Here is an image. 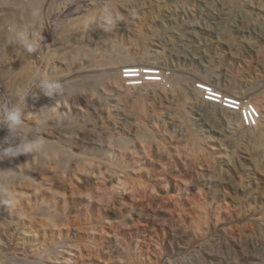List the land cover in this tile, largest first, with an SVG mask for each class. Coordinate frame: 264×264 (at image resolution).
I'll use <instances>...</instances> for the list:
<instances>
[{
	"label": "rangeland",
	"instance_id": "374dc122",
	"mask_svg": "<svg viewBox=\"0 0 264 264\" xmlns=\"http://www.w3.org/2000/svg\"><path fill=\"white\" fill-rule=\"evenodd\" d=\"M5 1L0 264H264V0ZM116 51L159 84L106 78ZM198 83L251 104L263 139Z\"/></svg>",
	"mask_w": 264,
	"mask_h": 264
},
{
	"label": "bare ground",
	"instance_id": "6f19581e",
	"mask_svg": "<svg viewBox=\"0 0 264 264\" xmlns=\"http://www.w3.org/2000/svg\"><path fill=\"white\" fill-rule=\"evenodd\" d=\"M1 1V0H0ZM3 1H5V0H3ZM38 1V0H37ZM7 2V0L5 1V3ZM52 2V1H51ZM54 2V1H53ZM4 3V4H5ZM8 3V2H7ZM22 3V2H21ZM25 3V2H24ZM39 3H41V2H39ZM11 5V4H10ZM17 5H18V3H17ZM29 6H30V4H29ZM59 6V5H58ZM5 7V6H4ZM27 7V6H26ZM27 9V8H26ZM23 10V9H22ZM28 10H31V9H28ZM37 10V9H36ZM34 11V10H33ZM13 12V11H12ZM16 12V11H15ZM41 12V11H40ZM26 14H27V11L25 12ZM34 13V12H33ZM42 13H43V11H42ZM21 14V13H20ZM29 14V13H28ZM4 15V14H3ZM16 15V14H15ZM33 15V14H32ZM104 15V14H103ZM102 15V16H103ZM6 16V15H5ZM24 16V15H23ZM25 17V16H24ZM31 17V16H30ZM27 18V17H26ZM32 18V17H31ZM7 20V19H6ZM31 20V19H30ZM8 25V24H7ZM1 27V26H0ZM7 27V26H6ZM18 27V26H17ZM76 27V26H75ZM81 27H83V26H81ZM80 27V28H81ZM85 27V26H84ZM83 27V28H84ZM10 28V27H9ZM79 28V29H80ZM44 29V28H43ZM77 29V28H76ZM73 30H75V29H73ZM84 30H86V29H84ZM83 30V31H84ZM12 31H14V30H11V32ZM17 31H19V30H16V32ZM11 32L10 33H8L7 34V38H5L4 40H5V45L4 46H6V45H8V42L9 41H11V43L12 42H18L19 41V37H20V35L19 34H21L20 33V31L16 34V32L14 33L15 35H12L11 34ZM71 32V31H70ZM73 32V31H72ZM75 32H78L77 30H75ZM81 32H82V30H81ZM23 33V32H22ZM25 33V32H24ZM86 33H87V31H86ZM73 34H74V32H73ZM78 34H79V32H78ZM88 34V33H87ZM23 35V34H22ZM44 35V34H43ZM15 36V37H14ZM72 34H71V37L70 38H72ZM82 36V37H81ZM77 37H79V39H74V37H73V39L75 40L74 42H76V40L78 41V40H81V41H83V40H85V38H86V34L85 33H83V34H81L80 36H77ZM81 37V38H80ZM91 37V36H90ZM22 38V37H21ZM23 38H24V35H23ZM67 38V37H66ZM72 39V40H73ZM88 39V38H87ZM3 40V39H2ZM70 42H71V39H68ZM21 41V40H20ZM23 41V40H22ZM66 42V41H65ZM77 43V42H76ZM75 43V45H77ZM18 44H19V42H18ZM69 44V43H68ZM17 45V44H16ZM73 45V44H72ZM80 45V44H79ZM86 45V44H85ZM10 46V45H9ZM67 46V45H66ZM66 48V47H65ZM76 48V47H75ZM65 50V49H64ZM79 50V49H78ZM83 50H85V49H83ZM93 50V49H92ZM96 50V49H95ZM118 50V49H117ZM120 50V49H119ZM86 51H88V50H86ZM23 52V51H22ZM78 52V51H77ZM77 52H76V54H77ZM91 52V51H90ZM55 53V52H54ZM86 53H88V52H86ZM95 53V51H93L92 52V55ZM57 54V53H56ZM115 55H117V56H115V58L112 56V58H114V60L116 59V57H117V61L119 60V63H122L121 65H120V67L118 68L117 67V65L116 64H118L119 65V63H115V65L114 66H112V62H113V60H112V62H111V65H109L110 63L107 61V59H101L100 58V56H99V58L100 59H98L97 60V62L99 63L98 64V66L99 65H102V67H103V65L105 66L106 64H107V62L109 63L108 65H106V70H109V71H111V73H109V74H107V72H106V74H105V76H106V78H108V79H111V80H113V79H115V77H117L118 76V74H119V72H120V79H119V81L121 82L122 80H121V71L125 68H127V70L126 71H124L125 73H130V75H128V77H132L131 79H128V80H126V82L125 81H122L123 83H127V82H129V83H132V84H134V83H141L140 85H142V84H144L145 82L144 81H149V83H151L150 81H152V82H155V84L156 85H158L159 83H157L156 81H158L157 79L158 78H156L157 77V74H156V72L155 71H153V72H151V71H149V70H142V68H140V69H137V68H133L132 66L133 65H135L136 64V62H138L137 60H135L136 59V56L137 55H135V54H129V53H124V52H120V51H118V53H117V51H116V53H114ZM119 54V55H118ZM28 55V54H27ZM27 55H26V57H27ZM58 55H60V54H58ZM54 56H55V54H54ZM93 56H95V55H93ZM138 57V56H137ZM59 58H61V56L59 57ZM58 58V59H59ZM105 58V57H104ZM111 58V59H112ZM57 59V60H58ZM62 59V58H61ZM61 59H59L60 60V62H61ZM92 59H95V58H93L92 57ZM109 59V58H108ZM139 59V58H138ZM19 60V59H18ZM26 60V59H25ZM27 60H28V57H27ZM56 60V59H55ZM104 60H106V61H104ZM52 61V60H51ZM62 61H63V59H62ZM64 61H65V59H64ZM92 61V60H91ZM60 62H58L59 63V65H60ZM96 62V61H95ZM96 62V63H97ZM10 63V62H9ZM66 63V62H65ZM94 63V62H93ZM96 63H94V64H96ZM20 65V64H19ZM52 65V64H51ZM58 65V64H57ZM62 65V64H61ZM50 66V65H49ZM109 66V68L107 69V67ZM20 67H22V69H23V73H24V70H29L28 68L26 69V65L24 64H22ZM20 67H18L19 69H20ZM96 67V66H95ZM128 67H132V68H130V69H128ZM17 68V69H18ZM50 68V67H49ZM98 68V67H97ZM97 68H95L94 70H95V72H96V70H97ZM99 68H101V67H99ZM104 68V67H103ZM16 69V68H15ZM18 69V70H19ZM54 69V68H53ZM58 69V68H57ZM89 69H91V67L89 68ZM92 69H93V67H92ZM91 69V70H92ZM102 69V68H101ZM84 69H82V72H84L83 71ZM86 70V69H85ZM94 70H93V72H94ZM99 70V69H98ZM97 70V71H98ZM129 70V71H128ZM22 71V70H21ZM58 72H54V75H56L57 76V74L59 73V75H60V73L62 72V74L60 75L61 77H63V75H64V77L63 78H66L65 76V74H67L68 72H64L63 73V70H60L61 72H59V70H57ZM75 71H77V70H75ZM103 71H105V68H104V70ZM102 71V72H103ZM15 72H17V71H15ZM15 72L13 71V73L15 74ZM32 72V71H31ZM70 72L71 71H69V73L68 74H70ZM86 73H87V70L85 71ZM90 72H92V71H90L89 70V73ZM99 72V71H98ZM101 72V73H102ZM124 72H122V73H124ZM12 73V74H13ZM55 73H57V74H55ZM76 73H78V71L76 72ZM75 73V74H76ZM17 74V73H16ZM71 74H73L72 72H71ZM80 74H81V72H80ZM94 74V73H93ZM103 74H104V72H103ZM25 75H28V73H26ZM24 75V76H25ZM82 75V74H81ZM92 75V74H91ZM98 75V74H97ZM117 75V76H116ZM160 75V74H159ZM15 76V75H14ZM60 76H59V78L57 77H55L56 79H58V80H62L61 78H60ZM93 76H96V75H93ZM101 76H102V74H101ZM105 76H103V78H105ZM49 77H51V76H49ZM68 77V76H67ZM73 77H74V75H73ZM68 78H71L70 76L68 77ZM67 78V79H68ZM79 78V77H78ZM85 78V77H84ZM25 79V78H24ZM24 79H22V80H24ZM49 79V78H48ZM53 79V78H52ZM93 79V78H92ZM91 79V80H92ZM178 79V78H177ZM70 80V79H69ZM68 80V81H69ZM79 80V79H78ZM80 80H81V78H80ZM83 80V79H82ZM94 80V79H93ZM125 80V79H124ZM65 81V80H64ZM67 81V80H66ZM86 81V80H85ZM143 81V82H142ZM161 81V80H160ZM81 82V81H80ZM90 82V81H89ZM197 82V81H196ZM56 83V82H55ZM94 83V82H93ZM86 84V82L85 83H83L82 85H85ZM176 84V83H175ZM199 84V83H198ZM216 84V83H215ZM81 85V84H80ZM79 85V86H80ZM135 85V84H134ZM178 85V84H177ZM200 85V84H199ZM198 85V86H199ZM118 86V85H117ZM201 87H197V86H193V90H195L194 92H197L200 96H202L201 98H199L200 99V102H202V103H204V104H208V105H211V106H213V107H217V105H219V109H221L223 112H228V113H231V112H233V113H231V114H233V116L235 115V117H233V119H236L237 121L236 122H238L239 123V126H241L240 128H239V131H238V139H242V138H245L246 140H248V141H259L260 142V140H262L263 139V134L262 133H260L259 131H256V130H254V128L253 127H255V126H257V125H259V123L261 124L262 123V121H263V119L262 118H260V115L258 114L259 112L255 109V108H253V110H254V112L257 114V117L258 118H256L257 120L259 119V122L257 123V125H255V126H253V127H246L245 126V124H244V115H243V113H242V111H241V108H239V112L237 113V112H234L233 110L232 111H230L229 109H227V108H225V107H228V108H232V107H229V106H224L222 103L224 102V101H227V100H223V98L221 97V99H216V98H214V99H211L210 98V100H208L207 98L205 99V95H207V96H209V97H212V96H214L213 94H215L214 92H215V90L213 91V90H211L212 92H213V94H206V87H204V86H202V85H200ZM78 87V86H77ZM81 87V86H80ZM142 87H144V86H142ZM147 88V87H146ZM145 88V90H147ZM149 88H151V87H149ZM140 90H142V89H140ZM144 90V91H145ZM54 91V90H53ZM217 91V90H216ZM49 93V92H48ZM218 93V92H217ZM224 96V95H223ZM57 97H59V96H57ZM212 100V101H211ZM213 102V103H212ZM220 103V104H216V103ZM212 103V104H211ZM57 104V103H56ZM247 106H248V103L246 104ZM58 106V105H57ZM142 106H141V112L140 113H142L143 112V110H142ZM258 108V107H257ZM220 111V110H219ZM251 112V111H250ZM238 114V115H237ZM251 114L253 115V113L251 112ZM245 116H246V118H247V120H248V122L250 121L249 120V117H248V114H247V112L245 111ZM254 116V115H253ZM252 118V117H251ZM43 119V118H42ZM39 120V119H38ZM145 120V119H144ZM253 120H255V119H253ZM143 122V121H142ZM235 123V122H234ZM242 124V125H241ZM142 125V124H141ZM238 125V124H237ZM245 126V127H244ZM259 127V126H258ZM249 128V129H248ZM256 128V127H255ZM57 129V128H56ZM27 130V129H26ZM33 130V129H32ZM42 130V129H41ZM84 131V130H83ZM42 132V131H41ZM30 134V133H29ZM35 134V133H34ZM43 134V133H42ZM45 134V133H44ZM49 134H50V132H49ZM33 135V134H32ZM27 136V135H26ZM29 137V136H28ZM31 138V137H30ZM35 139V138H34ZM38 139H39V137H38ZM37 139V140H38ZM47 140V139H46ZM37 142V141H36ZM48 141H46V142H44V143H47ZM37 143H39V142H37ZM42 145H46V144H44L43 142H40ZM39 143V144H40ZM28 144V143H27ZM26 144V145H27ZM30 144V143H29ZM38 144V145H39ZM51 144V143H50ZM34 145H35V143H34ZM37 145V147L35 146V148L37 149H39V146ZM54 145V144H53ZM52 144L51 145H49V144H47V146H45L46 148H47V152L49 153V154H51L52 156H55V157H64V158H66L67 157V152L68 151H65V150H63V149H61V148H59V147H57L56 145H54L53 146ZM45 147H43V148H45ZM35 149V150H36ZM32 151V150H31ZM30 150L29 151H27V153H26V155L28 154H30V153H32ZM44 151H46V150H44ZM46 152V153H47ZM47 155V154H46ZM69 155V154H68ZM30 156V155H29ZM48 157V156H47ZM54 158V157H53ZM75 160H77V159H75ZM81 172V171H80ZM6 177H8V176H6ZM10 177V176H9ZM5 178V177H4ZM3 178V179H4ZM6 179V178H5ZM5 179H4V181H2L1 180V176H0V187H2V189H3V187L5 186H3L2 184L3 183H5L6 181H9V180H6L5 181ZM1 189V188H0ZM14 192V191H13ZM14 194V193H13ZM38 194H40V193H38ZM33 207V206H32ZM32 209V208H31ZM30 209V210H31ZM53 211V210H52ZM24 213V212H23ZM34 213V211L31 213V214H33ZM35 214H36V210H35ZM10 215V214H9ZM34 215V214H33ZM39 216V215H38ZM25 218V217H24ZM20 220V219H19ZM45 220V219H44ZM7 221H10V220H7ZM43 221V220H42ZM32 222V221H31ZM66 222V221H65ZM25 223V222H24ZM38 224V223H37ZM29 225V224H28ZM20 226V225H19ZM7 227V226H6ZM33 228V227H32ZM63 228V227H62ZM33 230V229H32ZM47 230V229H46ZM58 231V230H57ZM60 231V230H59ZM32 234V233H31ZM13 236V235H12ZM25 237V236H24ZM65 240V239H64ZM59 241V240H58ZM53 243V242H52ZM49 246V245H48ZM53 246V245H52ZM46 247V246H45ZM47 248V247H46ZM52 248V247H51ZM55 249V248H54ZM44 250H46V249H44ZM47 251H48V249H47ZM46 251V252H47ZM11 257H16V255H18V254H14V253H10L9 254ZM19 256H22V255H20L19 254ZM37 259V258H36ZM13 260V259H12ZM15 260V259H14ZM19 260V259H18ZM23 260L27 263V264H43L44 262H38L37 260H35V259H23L22 258V262H23ZM25 263V264H26ZM45 264V263H44Z\"/></svg>",
	"mask_w": 264,
	"mask_h": 264
},
{
	"label": "built area",
	"instance_id": "2783aa9c",
	"mask_svg": "<svg viewBox=\"0 0 264 264\" xmlns=\"http://www.w3.org/2000/svg\"><path fill=\"white\" fill-rule=\"evenodd\" d=\"M129 71V70H128ZM156 72V71H155ZM156 74H157V77L156 78H158V75H159V72L157 73L156 72ZM128 75H130V73H122V78L123 79H125V80H128V79H131L132 77H128ZM158 81H160L161 79H157ZM143 82V81H142ZM144 82H146V81H144ZM150 82H152V81H150ZM140 84L141 83H139V86H140ZM212 89H210V88H208V87H206V94H213V92L211 91ZM215 94H213L214 96H212V97H209V96H207V95H205V99L207 98L208 100H210V98L211 99H214V98H216V99H221V97L223 98V100H227V101H224L222 104L225 106H229V107H232V108H228V107H225V108H227V109H229L230 111H234V112H239V108H241V111H242V113H243V115H244V124H245V126L246 127H253V126H255L256 124H257V121L259 120H257L256 118H258L257 117V114L254 112V110H253V106L251 105V104H248V106L246 105L247 104V102H245L244 104L242 103V102H240V101H238L239 99L236 97V96H233V95H220V94H218L217 92H214ZM221 96V97H220ZM214 97V98H213ZM215 100V99H214ZM212 101V100H211ZM213 103V102H212ZM211 103V104H212ZM216 104H220L219 102L218 103H216ZM245 111L247 112V114H248V117H249V122H248V120H247V118H246V116H245ZM253 113V115L251 114V112ZM252 117V118H251ZM253 119H255V120H253Z\"/></svg>",
	"mask_w": 264,
	"mask_h": 264
}]
</instances>
